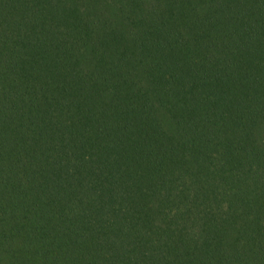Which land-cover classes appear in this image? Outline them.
I'll list each match as a JSON object with an SVG mask.
<instances>
[{
    "label": "trees",
    "instance_id": "trees-1",
    "mask_svg": "<svg viewBox=\"0 0 264 264\" xmlns=\"http://www.w3.org/2000/svg\"><path fill=\"white\" fill-rule=\"evenodd\" d=\"M0 264H264V0H0Z\"/></svg>",
    "mask_w": 264,
    "mask_h": 264
}]
</instances>
